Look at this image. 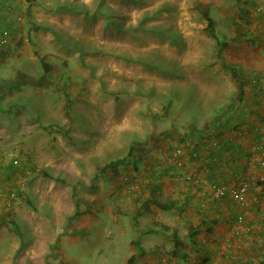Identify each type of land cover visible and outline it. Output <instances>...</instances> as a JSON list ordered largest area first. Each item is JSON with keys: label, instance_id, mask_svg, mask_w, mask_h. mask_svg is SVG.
Instances as JSON below:
<instances>
[{"label": "rangeland", "instance_id": "374dc122", "mask_svg": "<svg viewBox=\"0 0 264 264\" xmlns=\"http://www.w3.org/2000/svg\"><path fill=\"white\" fill-rule=\"evenodd\" d=\"M25 3L27 20L6 37L4 65L6 80L22 83L15 92L7 86L0 91V118L6 116V145L0 150L6 185L0 186V207L22 208L19 218L6 216L7 241L17 238L20 229L29 244L25 224L33 223L32 216L41 208L39 199L49 202L57 194L93 214L92 228L106 227L97 199L118 177L106 162L122 157L130 140L150 145L146 135L154 128L187 132L188 118L204 113L209 120L218 101L219 114L201 127L215 131L214 123L224 125L229 111L240 103L229 109L238 87L222 64L230 63L229 52L239 55L243 65L235 63L236 77L246 80L250 57L264 44V28L258 25L264 20V0ZM240 9L248 13L240 15ZM14 10L13 4L10 13ZM203 12L213 18L218 37L233 38L220 53L205 29ZM12 65H17L14 71ZM16 70L24 74L18 78ZM131 108L136 109L134 118ZM135 119L137 138L129 129L135 127ZM86 130L94 138L85 149L77 136ZM117 254L106 258L103 248L89 249L82 264H119Z\"/></svg>", "mask_w": 264, "mask_h": 264}, {"label": "crops", "instance_id": "0c3cea01", "mask_svg": "<svg viewBox=\"0 0 264 264\" xmlns=\"http://www.w3.org/2000/svg\"><path fill=\"white\" fill-rule=\"evenodd\" d=\"M12 1L15 10L6 17V0H0V36L8 37L27 20L25 0ZM258 25L264 28V20ZM0 54L4 56L0 57V91L7 86L15 92L22 80H6V45ZM229 54L230 64L239 61L243 65L239 55ZM250 60L242 102L229 111L223 126L217 121L215 131L201 127L219 114L222 102L218 101L209 112L215 114L209 120L204 113L188 118L187 132L179 135L175 130L154 128L146 135L150 145L130 140L133 142L119 157L123 159L120 164L107 165L116 156L106 162L118 174L104 197L97 199L106 227L92 228L89 221L93 214L85 208L74 213L75 204L57 194L49 202L40 198L41 208L47 211L42 213L38 208L40 213L32 216L33 223L28 220L25 224L31 236L29 244L20 229L15 232L17 238L7 241L6 216L19 218L22 208L2 205L0 264H82L89 249L97 248L104 249L106 258L118 253L119 264H264V44ZM15 67L9 66L12 71ZM17 72L18 78L24 74ZM176 108L182 109L181 105ZM119 109L120 114L123 107ZM134 111L130 109L133 118ZM0 123L3 150L6 116L0 118ZM189 125L192 130L188 131ZM193 125H200L201 130ZM135 127L129 129H134L132 135L137 138L140 130ZM77 137L85 148L94 135L86 130ZM5 175L0 169V186L6 185ZM240 182L249 185L244 206H238L227 193L231 185ZM220 187L223 193L214 197L213 191ZM156 202H164L165 208ZM47 214L56 222L54 226ZM237 216H242L244 222L237 224ZM175 240L179 246L173 252Z\"/></svg>", "mask_w": 264, "mask_h": 264}, {"label": "trees", "instance_id": "16d2710c", "mask_svg": "<svg viewBox=\"0 0 264 264\" xmlns=\"http://www.w3.org/2000/svg\"><path fill=\"white\" fill-rule=\"evenodd\" d=\"M248 13V10L247 9H240L239 11V14L240 15H244V14H247ZM203 17L206 19V26H205V29L206 31L208 32L209 35H211L215 40H216V46L218 48V53L221 52L222 49L226 48L227 46L230 45V43L233 41V38H230V39H224V38H220L218 37L215 33H214V20L212 17H210L209 14H207V12H203ZM219 58H221L219 56ZM224 67L228 68L230 71H231V74H232V77L235 79L236 83H237V96H236V100L233 101V102H229L228 106H229V109H231L233 106L234 103H241L242 102V97H243V86H244V83L245 81L242 80V79H239L236 77V70L234 68V66L230 63H226V62H223L222 64ZM257 79H254V86H257ZM123 161V159H120V158H116V159H113V160H110L107 165H112V166H115V165H118L120 164L121 162ZM57 180H60V178H56ZM64 181V180H62ZM157 205L161 208H165V205L163 204L164 202H156ZM75 204V212L74 213H77L78 212V204L77 202H74ZM179 246V242L178 241H174V246H173V252H175V250L178 248Z\"/></svg>", "mask_w": 264, "mask_h": 264}, {"label": "built area", "instance_id": "2783aa9c", "mask_svg": "<svg viewBox=\"0 0 264 264\" xmlns=\"http://www.w3.org/2000/svg\"><path fill=\"white\" fill-rule=\"evenodd\" d=\"M11 5H13V1L12 0H6V5H4L5 11L7 12L6 17L10 13ZM5 45H6V37H5V35H2V36H0V51L3 50ZM1 56L2 55L0 54V57ZM248 189H249V185L247 182H240L238 184L231 185L229 187L227 193L233 201L234 200L236 201V204L238 206H244L247 202L246 194H247ZM213 193H214V195H213L214 197H220L221 194L223 193V188H221V187L217 188L216 190L213 191ZM203 204H202V206H204ZM234 221L237 224H241L244 222L242 216H237Z\"/></svg>", "mask_w": 264, "mask_h": 264}]
</instances>
